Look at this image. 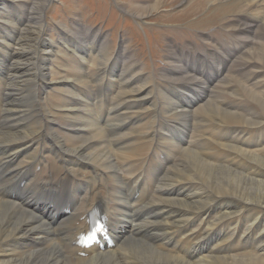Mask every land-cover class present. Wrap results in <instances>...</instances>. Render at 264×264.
<instances>
[{
	"label": "bare ground",
	"instance_id": "bare-ground-1",
	"mask_svg": "<svg viewBox=\"0 0 264 264\" xmlns=\"http://www.w3.org/2000/svg\"><path fill=\"white\" fill-rule=\"evenodd\" d=\"M52 1L0 0V264H264V0H226L247 40L173 55L159 95L101 31L47 40ZM98 205L115 246L82 250Z\"/></svg>",
	"mask_w": 264,
	"mask_h": 264
},
{
	"label": "rangeland",
	"instance_id": "rangeland-1",
	"mask_svg": "<svg viewBox=\"0 0 264 264\" xmlns=\"http://www.w3.org/2000/svg\"><path fill=\"white\" fill-rule=\"evenodd\" d=\"M154 1L158 0H153V3ZM199 1L204 6L196 10L200 6ZM214 1L217 0H161L158 3L157 13L144 17L145 14H139L143 10H136V14L130 13L129 7L134 2H136L134 8L145 7L148 0H53L44 15V24L48 23L46 38L51 41L54 39V42L57 39L72 40L71 35L77 34L78 36L82 32H87L94 39L96 30L103 32L108 35L107 40L110 39L109 54L106 53V55L119 57L122 54L121 50H125L126 56L137 60L140 69L146 73L148 80L152 81L150 83L154 84V92L159 95L163 90L161 80L168 77L172 71L171 62L175 59L172 58L173 55L195 53V51L212 52L217 45L229 43V38L238 39L233 45L237 48L240 40H247L240 29L248 23L247 14L252 17V20L257 19L258 8L245 7L241 10L234 8V4L225 2L226 0H218L216 3ZM77 23H82V25L78 27ZM57 33L61 34L59 38ZM207 38L211 39L208 45H201ZM225 38L227 40H224ZM255 39L264 40V34L259 33ZM195 42L198 44L197 47ZM245 45L247 49L250 43ZM120 46L123 49H120ZM118 48L117 54L115 52ZM222 49L220 52L224 57L228 49ZM232 50L234 49L231 47L228 53ZM226 56L224 59L219 58L223 59L221 62H225ZM72 67L75 65L68 66L63 63V69H72ZM232 70L234 71L235 67ZM230 81L233 86L239 84L235 79L230 78ZM113 185L116 184L111 183L109 186L108 193L110 194L113 193Z\"/></svg>",
	"mask_w": 264,
	"mask_h": 264
}]
</instances>
